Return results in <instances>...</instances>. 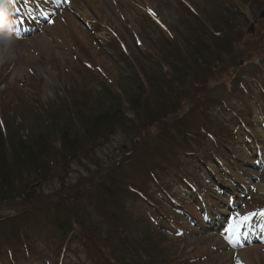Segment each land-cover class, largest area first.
Instances as JSON below:
<instances>
[{
    "label": "rangeland",
    "instance_id": "rangeland-1",
    "mask_svg": "<svg viewBox=\"0 0 264 264\" xmlns=\"http://www.w3.org/2000/svg\"><path fill=\"white\" fill-rule=\"evenodd\" d=\"M173 3L76 0V5L70 4L55 17L43 36L40 32L18 41L0 36V136L6 139V147L11 140L32 141L49 131L60 141L52 128L58 130L63 125L81 137L86 114L116 106L104 93L110 99L115 94L119 97L115 96L126 119L121 123L125 129L117 130L118 136H109V141L88 158L69 163L62 189L58 176L48 180L40 189L45 194L60 190L66 195L80 180L99 173L105 166L103 162L126 149L124 136L132 134L133 128L139 131L138 126H147L155 118L163 121L170 113L179 118L177 122L167 120L160 127L149 128L165 144L156 146L151 138L146 140L147 145L142 144V148L149 149L141 160L145 166L143 179L150 176L147 169L164 175L158 153L170 155L169 163L179 161L175 149L185 148L172 145L175 125H181L182 132L200 133L201 127H207L205 131L211 126L213 134L232 133L222 147L212 146V142L200 147L199 157L208 161L209 169L196 160V168L186 170L197 171L190 187L204 191L219 226L205 224L207 205H201L195 197H183L185 188L175 182L174 200L183 206L131 199L121 216L94 213L83 217L88 212L81 202L83 194L65 197V205L85 219L84 225L74 228L90 233V240L72 239L68 264L117 263L130 237L136 238L133 240L141 256L138 264H264V215H257L264 210V163L257 157L264 156L263 127L258 132L264 122V99H260L262 91L257 88L252 97L238 90L247 84L253 91L248 80L261 66L264 69V20L255 22L253 36L246 34L264 9V0H179L178 9ZM233 54L245 58L244 64L234 67ZM258 76L264 78V73ZM227 97L242 114L235 110L228 115L229 126H223L217 119L222 116L217 108L227 104ZM134 99L138 109L129 103ZM260 102L262 108H258ZM236 113L245 119L250 131L244 132L253 137L254 149L244 145V138L235 129ZM207 148L215 150L218 162ZM8 155L18 183L27 174L25 165H16L19 158L12 151ZM151 192H155L153 186ZM236 201L240 204L234 205ZM25 205L20 200L1 204L0 215H15ZM158 206H162V214L153 211ZM37 214L36 224L25 229L37 238L42 254L19 264H55L65 248L59 242L69 230L62 234L54 215L42 210ZM249 215L252 219L235 228L234 222ZM245 235L250 240L244 242ZM102 254L108 261L99 258Z\"/></svg>",
    "mask_w": 264,
    "mask_h": 264
},
{
    "label": "trees",
    "instance_id": "trees-1",
    "mask_svg": "<svg viewBox=\"0 0 264 264\" xmlns=\"http://www.w3.org/2000/svg\"><path fill=\"white\" fill-rule=\"evenodd\" d=\"M104 94L116 106L101 110L94 109L91 113L86 114L85 121L82 125L80 124L83 129L81 137L73 135L72 129L67 125H63L58 130H55L54 127L52 128L54 133L57 132V136L60 135V141L55 140L56 136L51 137L52 133L49 131L48 134L41 135L32 141L20 139L12 143L11 140L6 147L4 143L6 139L0 136V205L17 200H20L24 205L26 204L15 215H0V227L2 226V229L0 228V256L5 251L15 253L22 241L30 240L29 234L24 232V225L29 222L28 219L33 222L36 221L34 218H36V215L38 216L37 212L40 210L45 211L46 214L54 215L55 224L60 233L64 234L74 226L80 228L81 224H85L83 217H87L88 215L93 216L94 213L102 216H105L106 213L121 216L124 213L126 205L132 202L131 199L139 201L145 198L147 184L152 177L153 179L154 177L159 178L154 171H149V169L146 170L148 175H150L148 177L149 180L147 177L145 179L141 177L144 176L143 169L145 168L141 164V160L149 152V149L142 148V144L147 145V139L151 138L156 141L157 137H159L157 134L153 135L149 131L152 125L160 127L167 120L178 121L179 118H176V115L172 113L163 121L155 118L149 121L147 126H144L145 124L138 126L139 131L133 128L132 134L128 135V137L124 136L127 139L128 147L120 149L114 159H110L109 162H103L105 166L102 167L99 173L94 175L96 177L90 176L87 180H80L74 185V188L67 190L66 195L62 194L60 190L46 194L40 191L48 180L57 176L59 177L60 188L62 189L66 184L65 173L68 170L70 162L88 158L97 147H101L109 141V136H118L119 131L117 130L121 129L123 131L125 129L124 125H121L125 118L123 111L121 112L122 107L118 104L117 98L119 97L115 94L117 98L113 96L110 99L107 93ZM129 103L133 105V109L134 107L138 109L139 104L136 99H134V103L133 101H129ZM144 106L147 107L146 105ZM73 119L71 118V120ZM77 120L80 121L81 118H77ZM0 127H2V121L0 122ZM177 127L179 138L177 140L176 136L172 137L174 141L173 146L175 143L179 147L180 145L184 146L185 149L182 150L180 147V149H175V151L182 152L185 155L195 154V146L201 145L205 141L206 134H210L214 130L211 126H208L209 130L205 129L204 131V128H207L204 126L201 127L200 133L191 131L182 132L181 125ZM180 140H182V143ZM54 141L58 145H55ZM80 149H84L85 151H79ZM10 151L19 158L18 160L16 159V165H25L27 174L23 179H19L20 182L18 183L13 178L8 158ZM128 152L130 154H127ZM157 156V161L163 162L160 168L164 169V176L168 173L175 176L180 175L182 178L186 176L184 165L180 161L176 160V162L169 163L167 159L170 155H160L158 153ZM54 173L56 176L53 175ZM78 194H83L84 198L81 202L86 210H88L83 217L72 211V207L68 208L65 205L69 197L77 196ZM10 228H12V231ZM76 230L85 235L87 233L79 229ZM6 232H10L8 236H5ZM64 236L67 237V234ZM86 236L90 239V233H87ZM65 237L59 243L64 242ZM133 239L130 237L127 247H124L123 255H121L123 259H117V263L111 261L110 264H138L137 261L141 256L138 252L139 249H137L138 246L135 245L136 243ZM99 258L108 261V258L104 254L99 256ZM124 259L125 261H122Z\"/></svg>",
    "mask_w": 264,
    "mask_h": 264
},
{
    "label": "snow or ice",
    "instance_id": "snow-or-ice-1",
    "mask_svg": "<svg viewBox=\"0 0 264 264\" xmlns=\"http://www.w3.org/2000/svg\"><path fill=\"white\" fill-rule=\"evenodd\" d=\"M261 215H264V213H261ZM250 219H251V215L242 217V218L240 219V221H238V222H234V226H235V228H237V229L240 228V227L242 226L243 223L248 222Z\"/></svg>",
    "mask_w": 264,
    "mask_h": 264
}]
</instances>
